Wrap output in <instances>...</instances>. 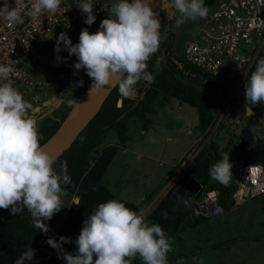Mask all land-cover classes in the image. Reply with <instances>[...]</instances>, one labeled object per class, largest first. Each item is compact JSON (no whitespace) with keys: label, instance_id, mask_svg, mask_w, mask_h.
Masks as SVG:
<instances>
[{"label":"clouds","instance_id":"1","mask_svg":"<svg viewBox=\"0 0 264 264\" xmlns=\"http://www.w3.org/2000/svg\"><path fill=\"white\" fill-rule=\"evenodd\" d=\"M61 2L30 0L26 14L34 20L40 19L45 14L56 13ZM169 4L174 11L168 12L167 18L171 20L175 16L176 25L208 14L204 0H169ZM77 5L87 14L85 23L92 25L96 20L92 0H80ZM22 11L21 0H16L15 7L5 0L0 6V21L9 27L22 23ZM106 11L108 18L101 21L99 30L93 33L84 28L76 44L67 33L61 32L55 48L56 59L62 60L59 53L63 42L69 55L77 57L74 68L85 69L91 78L90 93L111 84L118 87L121 97L127 98L140 81L154 82V76L147 71V62L159 50L161 22L150 0H116ZM13 74L10 65L0 64V209L10 208L16 215L26 208L33 226L46 234L50 226L45 221L64 207L62 197L66 192L62 186L71 184L72 179L67 162H61L57 171L54 168L57 158L40 145L37 121L28 115L32 105L6 82ZM244 94L246 112L254 115L252 106L264 103V58L259 59L246 80ZM67 106L76 115L81 104L68 99ZM232 168L229 154L224 153L221 160L211 165L209 175L228 187ZM46 242L58 250L66 264H131L137 256L143 264H169L168 253L172 251L170 238L160 224L150 225L142 210L138 213L117 199L99 203L83 221L74 241L75 255L63 251V244L73 242L70 237L62 235L59 240L49 237ZM34 255L35 250L28 248L15 264H25Z\"/></svg>","mask_w":264,"mask_h":264},{"label":"trees","instance_id":"2","mask_svg":"<svg viewBox=\"0 0 264 264\" xmlns=\"http://www.w3.org/2000/svg\"><path fill=\"white\" fill-rule=\"evenodd\" d=\"M218 1L204 0V3L205 6H212ZM167 13L166 8L162 6L159 30L161 34L160 47L147 62V71L154 76V82L147 84L140 81L136 85L133 96L123 97L121 106L117 105L119 93L118 87L115 86L97 114L78 134L71 146L57 158L54 168L59 171L60 163L66 161L68 174L72 179L71 184L62 187L67 192L74 193L75 201H77L70 205L63 221L60 222L56 215L51 220L45 221L50 226L49 232L45 234L33 226L31 215L26 208L16 215L11 213L10 208L8 210L0 209V264H12L15 254L24 253L28 248L35 250L38 257L51 264H66L58 250L47 244L46 241L49 237H55L57 240L62 235L72 238L73 242L63 244V251L75 255L77 245L74 241L82 230L83 221L99 203L117 199L132 210L138 213L141 211V203H134L118 197L103 182L104 174L118 152L119 146L107 145L91 165L90 154L109 131H113L120 142H125L128 139V121L132 117H137L142 123V128H146L150 124L147 114L154 111V102L159 92H163L164 96L183 98L190 105L196 106L199 109V126L202 129L207 127L210 118L207 102L200 91L185 81L200 82L215 88L219 94L226 95L232 86L231 79L217 77L207 70L187 62L182 55L178 56L174 53L175 26L173 18L171 20L167 18ZM59 55H62L61 52ZM261 58H264V46L258 51L240 86L243 97H245L246 80L250 78ZM53 74L65 75L68 84L75 89V93L70 98L66 93L62 94L65 109L63 112L61 111L59 118L49 117L39 124L40 144L55 132L61 120L70 110L67 100H76L92 81L85 69L77 71L66 61L59 62L54 68ZM81 81H83L82 84ZM256 121L257 118L248 120L241 131L240 138L228 142V150L231 152L229 156L234 155L248 164L262 163L264 165V134L259 129L252 127ZM218 161L219 145L216 141L206 142L192 158L176 185L184 186L189 179H195L203 186L201 192L217 190L220 204L225 210H230L232 193L236 187L233 172L228 187L213 180L209 175V168ZM173 191L174 187L145 216L146 222L150 225L160 224L170 239L177 236L183 229L193 227L206 220L205 217H188L187 209H183L172 197ZM199 194L195 197L197 198ZM190 195L191 192L187 191L186 197L188 198ZM163 213L166 215H162ZM138 259L139 256L134 258L131 263L137 264ZM25 264L30 263L26 261Z\"/></svg>","mask_w":264,"mask_h":264},{"label":"built area","instance_id":"3","mask_svg":"<svg viewBox=\"0 0 264 264\" xmlns=\"http://www.w3.org/2000/svg\"><path fill=\"white\" fill-rule=\"evenodd\" d=\"M116 0H92L96 20L92 25L85 23L86 13L78 7L80 0H62L56 13L45 14L40 19H32L26 13L30 0H21L23 22L9 27L0 21V64L13 68L14 74L6 81L17 89L23 98L32 105L28 115L35 117L37 128L39 120L46 116L45 103L54 107H64L61 94L69 91L65 75L48 79L37 75L38 66L49 54L55 51L57 38L65 32L73 44L79 42V35L84 28L90 32L99 30L103 19L108 18V8ZM219 0L207 16L202 19L198 30L182 44V57L189 63L197 65L220 78H230L233 88H240L258 51L264 46V0ZM5 0H0L3 6ZM10 7L16 6V0H8ZM59 55L62 62L71 66L77 62L75 55H69L63 48ZM66 51V52H65ZM60 61V62H61ZM19 73V75H15ZM63 91V92H62ZM41 107L40 112L35 108ZM232 121L228 117L227 122ZM207 130L205 139H209L216 130ZM193 148L190 155L184 158L183 168L188 166L192 158L201 149ZM233 165V177L236 187L232 193L231 208L245 204L256 196L264 194V165L262 163H240L234 155L230 156ZM181 168L177 179L184 170ZM191 203L196 217H217L225 212L219 202L217 190L200 193Z\"/></svg>","mask_w":264,"mask_h":264},{"label":"rangeland","instance_id":"4","mask_svg":"<svg viewBox=\"0 0 264 264\" xmlns=\"http://www.w3.org/2000/svg\"><path fill=\"white\" fill-rule=\"evenodd\" d=\"M160 4L161 6H164L168 12L174 11L170 8L169 0H160ZM206 7L209 12L211 7ZM202 19L203 18H198L195 21L187 20L181 25H176L175 16L173 17L175 26L173 50L176 55L181 56L183 42L198 30V28L201 26ZM56 57V54L52 53L42 60L41 66H38L37 75H39V77L48 79L58 78L57 75L53 74L54 68L59 63L57 62ZM185 82L194 86L205 98L208 105L210 117L209 122L207 127L202 129L199 126V113L197 114L196 112L198 109H195L194 111L190 105L186 104L183 106V104H185L184 102H186L183 98L164 96L163 92H159L153 106L155 110L151 113H148L147 117H151L152 120L154 118H162V121H165L164 125L166 126V129L170 131V134L173 136L169 143H166L163 138L160 139L158 146L162 148V151L167 147L175 148L177 140L180 139L179 135L187 134L186 129H184L187 127L191 128L194 133L197 134V137L200 136L193 146L195 149L200 147V143L202 144L204 142V137L207 136V130L209 128L213 129L217 124H219L211 137L209 139H205V142L216 141L219 144V160L222 159V155L224 153L229 155L231 154L230 150H228V142L236 141L240 138L241 131L246 123L245 121H248L251 118H257L256 124L252 125V127L259 129L264 134V103L253 105L252 111L254 115H252L246 112L245 106L247 101L246 97L241 95L242 92L240 91V88L237 89L231 86L229 92L226 95H221L215 88L204 85L200 82ZM66 86L69 92H65L70 98L74 95L75 89L68 83ZM64 109L65 107H60L59 105L54 107L46 106L44 108V112L47 115L39 120V124L49 117L59 118L61 111L63 112ZM228 117L231 118L232 121L227 122ZM236 118L237 120H235ZM142 129L141 121L137 117H134L130 122V134L135 136V147L138 146L140 140H144L150 135H142ZM109 144H116L119 146L123 145L124 142H120L119 138L113 131L107 132L106 135L102 137L100 143L91 152L90 165L94 163L95 158ZM131 145L132 142L130 143V146ZM143 147L145 148V146ZM150 149L151 147L148 145L146 147V151L149 152ZM191 149L192 147L175 162L173 167L168 168L163 174H160L162 170H160L161 164H159L158 160L152 161L148 158H143V160L140 161L135 158L132 152H126L123 150L121 154L126 157V164L120 165L117 162L118 159L116 158L106 171L103 182L118 197L127 199L129 201H139V203L142 204L141 210L143 211L145 207L143 202L147 201L152 193L158 191L164 184L169 182L173 174L176 172V174L179 173L181 168L184 166L182 165L183 160L185 157L191 154L193 150ZM169 151L171 150L169 149ZM173 152V154H175V151ZM140 170H143L142 172L146 170L147 175H150V177H147L146 181H144L143 185L138 189H134V187L129 188L128 183H125L127 180L124 177H128V181L130 182L131 180H137L136 176H139ZM184 172L185 170L180 175H178V179L182 177ZM177 182L178 181L171 183L170 187L168 186L167 188L171 189L174 187V192H176L181 188L180 186L176 185ZM122 183H125L126 187L121 188L120 185ZM65 192L66 195L62 197L64 207L55 214L59 218L60 222L63 221L67 215L70 205L75 203L76 198L74 193L67 192L66 190ZM186 192H184V194ZM203 192L207 191L204 190ZM200 195L201 194H199V196ZM177 196L179 195L177 194ZM185 197L186 195H183L182 199V197L179 196V205L183 207V209H187L188 217H196L192 212V203L186 202ZM181 200L184 201L182 202ZM205 218L208 220L200 222L194 227L188 229V233L195 235L202 233L209 234V243H211V245L217 244L219 246L217 248L210 247L201 249L199 242L193 243L192 246H194L195 249H198L200 252V258L202 257L206 260L208 257H214V261L205 263L203 259L200 261L201 264H258V261H261L262 264H264V194L254 197L242 206L225 210V212L220 216H207ZM214 225L222 226L223 233L216 234L214 232ZM201 238L204 242L206 241L204 239H207V236L202 234ZM233 241L237 243L235 244ZM170 242L173 244L175 241ZM190 243L191 242H189V244ZM232 243L235 245V248L231 247ZM22 254L23 253H20L19 255L15 254V259L12 264H15V261ZM255 256H257L256 261L253 260ZM29 263L51 264L50 262L38 257L36 254L34 255V259L29 261Z\"/></svg>","mask_w":264,"mask_h":264},{"label":"crops","instance_id":"5","mask_svg":"<svg viewBox=\"0 0 264 264\" xmlns=\"http://www.w3.org/2000/svg\"><path fill=\"white\" fill-rule=\"evenodd\" d=\"M184 103L185 104H183V106L186 104L190 105L187 102H184ZM190 106L194 109V111H195V109H198V108H196V106H193V105H190ZM154 110H155V108H154ZM196 112L198 114L199 109ZM133 118L134 117L130 118L128 121V140L125 141L123 145H119L118 152L116 153V155L112 159V162H113L117 158L118 159L117 162L120 165H125L127 162L126 157L123 154H121L122 151L124 150L126 152H132L134 154L135 158L137 160H140V161L143 160V158H148L152 161L158 160L159 164H161L160 170H162V172L160 174H163L167 171L168 168L173 167L175 162L184 153H186L191 147H193L195 145L196 141L200 137V136L197 137V134L194 133V131L191 128H188V127L184 128V129H186L187 134L186 135H179L180 139L177 140L176 147L175 148L174 147H167L166 149H164L162 151V148L160 146H158L160 139L163 138L166 143H169L171 141V139L173 138V136H172V134H170L171 132L166 129V126L164 125L165 121H162V118H160V119L154 118L152 120V118L150 117L149 118V119H151L150 124L146 128L142 129L144 131L141 130L142 135H144V136L145 135L147 136L148 134H150V135L146 139L140 140L138 143V146L135 147V136H132L130 134V122ZM235 120H237V118ZM245 122H247V121H245ZM144 136H143V138H144ZM131 142H132V145L130 146ZM148 145H150V147H151L149 152L146 151V147ZM203 145H201V146H203ZM143 146H145V148ZM169 149L171 151H169ZM219 149H220V146H219ZM160 151H162V152H160ZM173 151H175V154H173L174 153ZM112 162L110 163V165L112 164ZM109 166H108V168H109ZM140 166H141V164H140ZM186 167H184L183 170H185ZM108 168H107V170H108ZM142 171L143 170H140L139 176H136L137 180H131V182H130V181H128V177H124L127 180L125 183H128L129 188L134 187V189H138L139 187H141L143 185V183H144V181H146L147 177H150V175H147L146 170L144 172H142ZM148 173H151V172H148ZM176 173L172 175L169 182L164 184L161 187V189H159L158 191H155L154 193H152L151 196L147 199V201L143 202V205L145 206L143 209L144 218H145V216H147L152 211V209L158 204V202L162 199V197L170 190L167 187L168 186L170 187L171 183H174L181 178V177L179 179L177 178L178 180H176L175 179L177 176ZM125 183H122L120 185V187L121 188L126 187ZM184 186H180L181 188L178 189L176 192L173 191V193L175 194V196L177 198V201L179 199V196L182 197V199H183V195H186V193L184 194V192H186V190L183 189ZM183 190H184V192H183ZM177 194L179 196H177ZM189 197L188 198L185 197L186 202H188ZM125 200H127V199H125ZM181 201L183 202L184 200H181ZM132 202L139 203V201H132ZM184 205H185V202H184ZM207 220L208 219H206L205 221H207ZM218 225H214V230H215L214 232L216 234H221V233H223V227L218 226ZM190 228H192V227H190ZM190 228L183 229L177 236L170 239V241H175V242L172 244V251L168 253L169 264H201L200 261L203 260L204 258H202V257L200 258L199 250L195 249V247L192 246L193 243H195V242H199L201 249L210 248V247L211 248H217L219 246L217 244L211 245V243H209L210 242L209 237H208L209 234L202 233L203 235L207 236V239L206 238L204 239L206 241L203 242L202 238L204 236L201 238L202 234L195 235V234L188 233V229H190ZM189 242H191V243L189 244ZM234 242L235 241H233V243ZM233 243H232V245L231 244L230 245L232 248H235V245ZM236 243L237 242H235V244ZM205 258H207V257H205ZM213 259H214V257H208L206 260L204 259V262L210 263L211 261H214ZM253 260L256 261L257 256H255V258H253ZM137 262H138V264H143V262L140 258L138 259ZM258 264H262V262L258 261Z\"/></svg>","mask_w":264,"mask_h":264},{"label":"water","instance_id":"6","mask_svg":"<svg viewBox=\"0 0 264 264\" xmlns=\"http://www.w3.org/2000/svg\"><path fill=\"white\" fill-rule=\"evenodd\" d=\"M150 2L153 7V10L157 13V18L161 22L162 6L160 4V0H150ZM232 2L236 4L234 0H232ZM91 84L92 81L76 99L81 104V107L77 114L72 115V109L70 108L68 113L61 120L55 132L50 137H48L42 144H40L48 153L55 156L56 158H58L65 150H67L71 146L78 134L85 128V126L100 110L105 99L115 87L114 85L110 84L104 86L102 89L90 93ZM122 99L123 97L119 95L117 100L118 106H121ZM47 105L48 103L44 104V106ZM41 110V107L35 108L36 112H40ZM33 118L35 119L34 116ZM239 162L242 164L244 163V160L239 159ZM202 188V184H200L195 179L191 178L188 180L183 189L191 192V196L188 199L189 203H191L195 199V196L202 190ZM172 197L177 200L174 193L172 194Z\"/></svg>","mask_w":264,"mask_h":264}]
</instances>
